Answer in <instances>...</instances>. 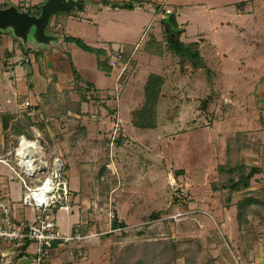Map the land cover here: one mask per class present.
<instances>
[{
  "label": "rangeland",
  "instance_id": "1",
  "mask_svg": "<svg viewBox=\"0 0 264 264\" xmlns=\"http://www.w3.org/2000/svg\"><path fill=\"white\" fill-rule=\"evenodd\" d=\"M4 1H7L4 6L11 4L21 12L32 13L46 0ZM243 1L253 4L245 13H240L236 5ZM161 2L165 7L158 11ZM158 3L150 10H116L111 7L105 10L103 7L85 12L84 8L79 11L81 18L78 21L82 22L69 23L65 28L64 24L51 25L52 17L45 29V34L51 37L47 42L39 41L31 29L27 37L17 34L11 27L0 29L3 40V44L0 43V115L14 112L21 121L24 112L36 113L33 107L43 103L41 94L51 81V75L42 77L37 72L33 58L34 72L33 65L26 61L27 55L37 58L42 53L44 58L48 54L46 49L58 51L64 48L72 55L74 65L79 69L82 67L88 78L94 76L98 82L105 78L103 74L98 77L97 74L102 72L94 68L92 55L75 41H65V36H61L64 31L72 36L78 31L77 37L84 43L95 44L94 47L110 42L116 46L134 44L139 47L123 79L119 80L120 70L105 78L107 81L110 78L111 82L115 77L113 93L96 96L92 90L91 97L95 98L86 99L82 116L72 114L60 119L52 116L47 120L49 134L55 139L68 137L69 129L87 128L84 149L79 152V157L87 161L82 166L83 173L76 178L67 172L77 208L69 202L54 217L60 233L71 235L76 227L89 235L80 242L75 241L80 244L83 254L79 258L69 255L68 264H109L112 246L141 243L144 236L139 231L143 230L145 235L155 231L165 237L166 227L178 244L189 243L191 247H197L200 243V260L204 251L211 248L219 257L214 264H236L235 259L248 264V259L242 261L239 254L246 245L244 234L238 230L235 220L236 209H224L219 194L210 190V183L216 179L220 137H227L229 132L238 129H262L264 85L256 86V81L264 72V0H160ZM168 6L179 14L180 27L161 19ZM69 12L59 11L54 16L62 18L61 14ZM167 30H172L174 38L179 33L181 41L199 44L210 70L209 80L205 70L182 73L177 58L168 50L157 56L141 51L152 36L163 41V47L167 49ZM41 62L39 67L43 70L46 66L43 59ZM68 66L67 62L65 73L54 69L50 73H60V79L66 81L64 85L73 91V99H77L79 92L67 80L71 78L69 70L72 68ZM151 73L165 78L158 105L157 128H134L130 121L132 112L140 106L142 85ZM207 95L213 96L208 104L211 119L200 110ZM111 99L114 103L108 104ZM39 120L43 121V114ZM33 134L34 140L31 141H38L51 163L59 152L54 154L46 150L42 134L37 129H33ZM5 138L0 120V160L11 158L2 152ZM60 141L63 142L59 143L60 154L69 155L67 143ZM263 152L261 149L260 154ZM244 154L249 167L257 165L259 168L264 161L261 155L247 151ZM13 160H16L14 156ZM69 160L71 166L76 164L73 158ZM97 162L107 163L109 170L103 176L107 187L97 179L100 172ZM48 172L39 174L35 181L23 177L32 184L42 180ZM263 183L264 174L258 173L251 180V189H257ZM0 185L4 186L3 189L0 186V192L9 195L5 199L7 204L21 202L25 193L22 180L1 161ZM81 194L87 204L80 200ZM19 212L26 219L37 216L30 207L21 208ZM249 219L255 226L253 242L259 253L264 249V224L252 215ZM114 221L123 222L125 227L113 229ZM89 222H92L90 228ZM220 223L221 229L217 226ZM3 243L7 249L13 246L8 241ZM68 246L78 249L74 243ZM226 249L229 253H225Z\"/></svg>",
  "mask_w": 264,
  "mask_h": 264
},
{
  "label": "trees",
  "instance_id": "2",
  "mask_svg": "<svg viewBox=\"0 0 264 264\" xmlns=\"http://www.w3.org/2000/svg\"><path fill=\"white\" fill-rule=\"evenodd\" d=\"M10 1V0H8ZM4 0H0L3 4L0 8H7L11 4H5ZM11 3V2H10ZM251 1H243L236 5L237 10L240 13H245L249 8ZM115 8H132V4H111ZM252 6V5H251ZM35 7V6H33ZM40 9L32 10V15H38ZM164 21V20H163ZM166 22V20L164 21ZM167 49H164L163 41L156 39L152 36L142 47V52L147 55L157 56L162 55L164 50L170 51L172 55L177 58L179 63V70L182 73L188 71L205 70V74L210 79V70L203 57L199 44L197 42H184L177 37H173L172 30H167ZM171 32V33H170ZM2 33L0 32V43L3 44ZM66 42L75 41L84 51L94 53L97 57V67L99 70L105 72L107 75L112 71H119L117 68H112L109 65L111 56L107 50L95 49L84 43L79 38L69 37L65 39ZM108 49H113V43H109ZM122 48V63H126L127 66L121 74L119 80L123 79L127 73L128 66L130 65L133 55L139 50V47L134 44H124L119 46ZM13 56V54H12ZM28 56V55H27ZM23 62H26L23 60ZM72 74L76 85V91L79 92V97L73 100L70 96L69 90L58 91L56 87L57 79L52 78L46 91L41 94L43 103L36 104L33 108L36 109V113L29 114L24 112L22 116L23 120H19L20 117L14 112H4L0 115L1 125L3 132H5V145L2 149L4 155H8V152L13 155L15 148L18 145L19 138L24 136L30 140H34L33 129H37L41 135L42 142L48 150V152H55L56 147L59 145L60 140H65L67 143V149L69 154L76 160L77 164L81 167L87 163L83 157H79L80 149H84L83 141L87 137V128L80 126L77 130L69 129L68 137L63 136L58 139L52 138L48 131V118L52 116L60 119L68 115H83L82 105L87 99V95L90 92V85L86 84L85 87L79 86L82 82L80 75L74 66H72ZM165 84V78L161 74L151 73L147 77L145 83L142 85V100L140 106L132 112L130 119L134 128L141 129H156L157 128V113L158 105L163 95V87ZM264 85V72L258 77L256 86ZM95 98V96L90 98ZM213 100V96L207 95L206 99L202 102L200 110L207 118H212V113H209V102ZM40 114H43V121L39 120ZM261 128L260 130H242L238 129L229 132L227 137H220V147H218V163L216 167V179L210 183V190L212 193H218L219 199L223 208L231 210L233 207L236 209V223L238 230L241 231L245 237L246 249L240 252L241 260L245 258L246 250L253 248V232L255 226L249 219V215L258 218V222L264 224V188L259 187L257 189H251V180L258 173L264 174V161L258 168L256 166L249 167L246 162L245 152L261 155L264 158V152L260 154L261 149L264 150V142L262 143V136L264 133V115L261 116ZM60 139V140H59ZM109 162V160H108ZM100 166L98 173V180L102 186L107 187L104 182V175L109 170L106 167L107 163L97 162ZM70 167L69 163H65L63 166V173H65ZM236 199V201H234ZM175 200L177 198L175 197ZM187 208V205H184ZM172 222V220H169ZM221 224H217L221 229ZM92 227V222L88 223V228ZM125 227L123 222L118 223L114 221L112 224L113 229ZM216 226H214L215 228ZM223 228V227H222ZM82 231V227L80 228ZM167 235L160 237L158 232L150 231L148 235L146 231H139V234L143 237L141 243H128L125 245H115L110 248L109 264H214L219 260V257L213 249L207 248L204 251V257L200 260L199 253L202 250L200 243L197 247H191L189 243L178 244L172 237V233L166 227ZM158 235V236H157ZM238 248V252H239ZM229 249L225 250V253ZM231 261H232V257ZM240 263L238 259H235ZM243 261V260H242ZM241 264V263H240ZM243 264H246L245 261Z\"/></svg>",
  "mask_w": 264,
  "mask_h": 264
},
{
  "label": "built area",
  "instance_id": "3",
  "mask_svg": "<svg viewBox=\"0 0 264 264\" xmlns=\"http://www.w3.org/2000/svg\"><path fill=\"white\" fill-rule=\"evenodd\" d=\"M121 53V47L108 49V54L111 56L109 65L119 69L120 76L127 66L126 63H122ZM87 98H90V94L87 95ZM29 141L35 144V152H32L33 147H29ZM23 142H25L24 147ZM37 142V140L33 142L22 136L13 155L9 152L8 155L11 158L0 160L11 167L15 175L22 180L25 189L21 202L14 205L7 204L4 195L0 192V241L11 242L13 248L18 250L27 243L34 244L36 246L35 264H52V252L56 242L58 245L74 243L78 246L77 251L69 249L67 254L79 258L83 253L80 244L77 245L75 241L80 242L89 235L80 232L76 227L71 235L57 231V223L54 217L59 209L69 203L70 189L68 182L63 178V164L60 159L53 158L50 163L44 148ZM13 156L16 160H13ZM45 171L49 172L44 175L42 180L40 179L34 184L25 181V178L34 180ZM24 207L34 209L37 213L36 218L19 217L18 212ZM0 264H11L8 253H5L1 248ZM60 264L68 263L61 262ZM236 264L240 263L236 261Z\"/></svg>",
  "mask_w": 264,
  "mask_h": 264
},
{
  "label": "crops",
  "instance_id": "4",
  "mask_svg": "<svg viewBox=\"0 0 264 264\" xmlns=\"http://www.w3.org/2000/svg\"><path fill=\"white\" fill-rule=\"evenodd\" d=\"M86 1V7H85V12H94V11H98V10H101L103 7L105 8V10L109 9V7L113 8V9H123V8H115V7H112L111 4L113 3H118V4H132V8L136 9V10H139L140 8H143L145 10H150L154 7V5L156 3H158L160 0H85ZM159 4V8H158V11L159 10H163V8L165 7L163 5V2L161 3H158ZM175 4V3H174ZM175 5H180V4H175ZM134 6V7H133ZM132 8H126V9H132ZM208 10H211L209 9L208 7L206 8ZM84 9H80L78 11H70L69 13H65V14H61L62 15V18L59 16V15H56V16H53V24L51 25H60V24H64L63 25V28H65L67 26V24H72V23H76L81 17H80V14L81 11ZM174 8L172 7H166V9H164V12L162 13V16H161V19L162 20H166L168 18V16L173 13L175 14V17H176V21L178 23V26L180 27L181 23L179 21V14L174 10ZM59 16V17H58ZM83 17V16H82ZM79 22H82V21H78ZM73 24V25H74ZM77 24V23H76ZM164 23H162L163 25ZM72 26V25H71ZM163 26H161V29H162ZM73 30V29H72ZM64 35L65 36V39L66 38H69V37H74V38H78V31L74 32V36L72 35H68L66 34V32L64 31L61 36ZM81 35V34H80ZM62 37L59 38V40L61 41ZM80 39V38H79ZM70 43V42H68ZM87 45L91 46L92 48H95V49H105L107 50L108 52V48H109V43L105 46H99V47H94L93 45L95 44H89V42H85ZM111 43V42H110ZM100 43L97 42V45H99ZM116 45L113 44V47H115ZM116 47H119V46H116ZM48 54L47 56H45L44 58H42V53H40L38 55V57H34V56H27L26 58V61L29 62V64H32L33 65V68H34V72H35V67H34V64L32 63V60L33 58L35 59L36 61V64H37V72L40 74L41 73V76L43 77H46V75H51V80L52 78L56 77V87H57V90L58 91H62L64 89L66 90H69L70 91V96L71 98L73 99V91L70 90L71 88H67L64 83L66 82L65 80H61L60 77H59V74L56 73V72H53V73H50L51 71L50 70H57V71H60V70H63V73L67 72V69H66V63L68 62L69 66L72 67L74 66L75 69L77 70L78 74L80 75L81 79H82V82L79 83V86L81 87H85L86 84H89L90 85V92L91 94H93L92 90L95 91L96 93V96L98 95H102V94H111L113 93V90L115 89V85L116 83H114L115 81V77L113 78V81L110 82V78L108 79H105V78H108V77H111L112 73L109 74V76L98 69L97 67V57L94 53H90V52H87L89 53L90 55L93 56L92 60H93V66L95 69H97L98 71L102 72V73H99L97 74L98 77L100 76V74H103L102 77H105L102 79V82H98L97 80H95V78H93L94 76H91L88 78L87 75H84L85 71L83 70V68L81 67L80 70L79 68H77L75 65H74V61L72 59V55L70 54V52L68 50H65L64 48L62 50H58V51H54V48H51V50L49 49H46L45 50ZM39 59V60H38ZM43 59V62H44V66L45 69H41L39 66H40V63L41 60ZM67 61V62H66ZM70 61V63H69ZM68 66V67H69ZM52 68V69H51ZM49 70V71H47ZM31 73V75H33V73ZM70 74H71V78L67 79L69 84H71L72 86H75L76 88V85H75V82H74V78H73V74H72V68H70L69 70ZM114 72V71H112ZM101 77V76H100ZM99 77V78H100ZM50 79V78H49ZM25 81V79H24ZM26 82V81H25ZM94 82V83H93ZM28 85H29V81L26 82ZM31 83V82H30ZM50 83V82H49ZM32 83H31V88H32ZM33 89V88H32ZM46 91V90H45ZM43 91V92H45ZM42 92V93H43ZM75 93V92H74ZM77 94V93H75ZM78 99V98H77ZM73 100H76V99H73ZM111 103H114V100L111 99L110 102L108 104H111ZM84 105V103H83ZM82 105V108L84 109V106ZM85 112V110H83V113ZM38 131V130H37ZM39 132V131H38ZM40 133V132H39ZM63 143V142H62ZM58 149L54 152L58 154L57 155V158L60 159V161L62 162L63 166L64 164L67 162L70 164V167L68 168V171H66L65 173H63V178L66 179V181L68 182V185H69V189H70V195H69V202H71V204H75L76 208H77V205L75 203V199H76V195L75 194H72L73 190L71 189V186H70V181L69 179H67V172H68V175L71 176V177H76V178H79L81 176V174L83 173V168L77 164L76 160L69 154V155H62V153L60 154V146L58 145L57 146ZM58 151V152H57ZM47 155V153H46ZM70 158H73L76 162L75 165H72L71 166V162H70ZM35 181V178L34 180ZM35 183V182H34ZM32 182V184H34ZM2 187V189L4 188L3 185H0ZM261 188L263 187L264 188V183H263V186H260ZM3 195H4V200L5 199H8L9 195L3 192H1ZM84 194H81L80 196V200H82V203L83 204H87V199L84 198L83 196ZM77 202V201H76ZM79 207V206H78ZM20 211V210H19ZM83 212V211H82ZM19 214V217H22L20 215V212H18ZM57 214V213H56ZM254 245V244H253ZM5 244L3 243V241H0V248L5 252V253H8V256L11 260V264H21V263H25V262H34V259L36 257V246L34 244H25V246L23 248H19L18 249H14L13 246L10 247V249H7L6 247H4ZM33 248V249H32ZM70 249V247L68 245H58V243L56 242L54 244V249H53V252H52V264L53 263H56V264H59V262H67L68 259L70 258V256L67 254V251ZM259 251V249L257 250V247L254 245L253 248L251 250H246V255H245V260L247 261L248 259V264H264V249L261 250V252H257ZM74 258V257H73ZM35 264V262H34Z\"/></svg>",
  "mask_w": 264,
  "mask_h": 264
},
{
  "label": "water",
  "instance_id": "5",
  "mask_svg": "<svg viewBox=\"0 0 264 264\" xmlns=\"http://www.w3.org/2000/svg\"><path fill=\"white\" fill-rule=\"evenodd\" d=\"M85 7V0H46L40 7L38 15L21 12L15 6L0 8V29L11 27L17 34L23 37H27L31 29L39 41L47 42L51 37L45 34V29L57 12H75ZM166 20L172 26L178 27L175 14L171 13Z\"/></svg>",
  "mask_w": 264,
  "mask_h": 264
},
{
  "label": "bare ground",
  "instance_id": "6",
  "mask_svg": "<svg viewBox=\"0 0 264 264\" xmlns=\"http://www.w3.org/2000/svg\"><path fill=\"white\" fill-rule=\"evenodd\" d=\"M29 142H30V141H29ZM24 145H25V142H23V147H24ZM29 147H33V148H32V152H35V150H34L35 147H36L35 144H32V143L30 142V143H29ZM31 154H33V153H31ZM23 166H25V165L23 164Z\"/></svg>",
  "mask_w": 264,
  "mask_h": 264
}]
</instances>
